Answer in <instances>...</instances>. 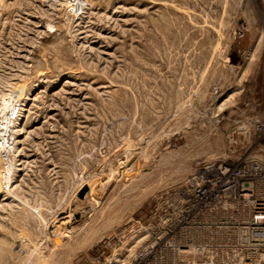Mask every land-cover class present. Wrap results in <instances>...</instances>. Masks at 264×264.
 <instances>
[{
    "label": "rangeland",
    "instance_id": "obj_1",
    "mask_svg": "<svg viewBox=\"0 0 264 264\" xmlns=\"http://www.w3.org/2000/svg\"><path fill=\"white\" fill-rule=\"evenodd\" d=\"M248 141L264 0H0V264L127 261Z\"/></svg>",
    "mask_w": 264,
    "mask_h": 264
},
{
    "label": "built area",
    "instance_id": "obj_2",
    "mask_svg": "<svg viewBox=\"0 0 264 264\" xmlns=\"http://www.w3.org/2000/svg\"><path fill=\"white\" fill-rule=\"evenodd\" d=\"M247 143L229 149L234 166L192 174L180 216L175 209L148 245L111 264H264V141Z\"/></svg>",
    "mask_w": 264,
    "mask_h": 264
},
{
    "label": "water",
    "instance_id": "obj_3",
    "mask_svg": "<svg viewBox=\"0 0 264 264\" xmlns=\"http://www.w3.org/2000/svg\"><path fill=\"white\" fill-rule=\"evenodd\" d=\"M86 190V186L85 187H83V189L80 191V196L84 193V191Z\"/></svg>",
    "mask_w": 264,
    "mask_h": 264
}]
</instances>
